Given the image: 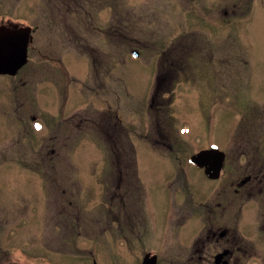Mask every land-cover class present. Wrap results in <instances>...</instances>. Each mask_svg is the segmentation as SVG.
<instances>
[{
    "label": "rangeland",
    "instance_id": "obj_1",
    "mask_svg": "<svg viewBox=\"0 0 264 264\" xmlns=\"http://www.w3.org/2000/svg\"><path fill=\"white\" fill-rule=\"evenodd\" d=\"M115 1L119 5L120 23L116 46L101 42L99 31L92 30L87 38L96 35V42L92 41L93 46L86 48V55L78 41L70 39L69 44H63L57 40L58 30L48 29L51 14L58 17L66 14L76 29L73 38L77 35L79 38L82 6L78 0H0V23L5 22L2 18L21 27L38 26L24 67L16 76H0V185L5 192H19L17 197L8 200L0 197V216L7 214L12 221L21 220L25 230L22 234H14V243L9 245L14 261L49 264V248L69 246L70 216L84 215L88 225L100 216H106L108 221L118 210L115 204L120 208L127 203V207L133 209V196L129 191L133 186L140 188L135 196L139 210L144 211L152 227H159L162 149H167L144 137L150 124L145 105L153 93L155 63L146 61L143 55L153 50L149 46L158 41L162 25L170 28L171 23L180 20L188 28H198L204 21L200 15H162V0ZM89 2L86 3L91 10L93 7ZM103 12L102 16L111 18L107 11ZM99 22L104 24L106 20ZM126 22L131 25L128 30L123 29ZM106 23L103 28L109 27L110 22ZM259 26L242 27L232 36V40L245 45L240 50L253 57L231 64L228 83L230 111L223 110L224 114L215 111L221 118L213 127L215 130L208 132L207 127L200 128L196 119L207 114L210 100L222 103L221 87L227 83H223L224 79H214L218 91H210V78L199 69L197 86L188 84L184 88L182 85L172 94L165 95L166 99L173 98L167 102L171 106L166 112L176 123L186 125L190 130V133L187 130L179 134L190 136L191 131H198L195 139H186L190 153L199 143L218 138L225 122L237 123L243 99L246 103L259 101L264 104V18ZM144 41H147L148 48H143L141 57H133L131 52L141 49ZM110 54L117 58H109ZM90 55L96 61L91 62ZM112 102L117 103L119 114V129L114 138L102 132L99 119V112L107 110ZM73 103L76 110L85 109L87 113L85 140L71 139L53 144L48 140L46 125L54 116L58 118L63 105L71 107ZM32 114L45 125L41 122L34 124ZM36 125L40 128L37 129ZM53 145L57 147L56 154L51 152ZM184 166L188 173L195 171L189 163ZM51 185L55 189L54 197L47 192ZM29 222L33 224L32 229ZM95 230L94 225L85 230L80 240L85 246H96L98 239L103 246H118L110 228L99 235ZM71 237L73 239L75 235ZM149 245L159 246L158 242Z\"/></svg>",
    "mask_w": 264,
    "mask_h": 264
},
{
    "label": "flooded vegetation",
    "instance_id": "obj_2",
    "mask_svg": "<svg viewBox=\"0 0 264 264\" xmlns=\"http://www.w3.org/2000/svg\"><path fill=\"white\" fill-rule=\"evenodd\" d=\"M78 2L82 6L79 38L78 35L73 38L76 29L66 14L62 17L51 14L48 29L58 30L57 40L66 45L70 39L78 41L87 55L86 48L93 46L92 41L96 42V35H90V39L87 35L94 30L99 31L101 42L116 46L120 34L118 3L115 0H90L93 9L89 10L87 0ZM103 11H107L111 18L102 16ZM167 14L200 15L204 22L198 28H188L180 20L171 23L170 28L162 25L158 41L149 46L153 50L143 55L146 61L155 63L153 93L145 105L150 124L144 137L147 141L161 143L167 149H162V216L159 227H152L144 211L139 210L135 196L140 188L133 186L129 189L133 196V209L127 207V203L120 208L115 204L118 210L108 221L106 216H100L88 225L86 216H70L69 246L49 248V264H144L146 259L153 257L155 264H264V104L259 101L246 103L243 99L237 123L225 122L218 138L199 143L190 153L186 139H195L198 131H191L190 136L179 134L182 130L190 133V130L188 126L176 123L174 117L166 112L173 98L165 97L182 85L184 88L188 84L197 86L199 69L210 78V91H218L214 79H224L223 83H227L221 87L222 103L210 100L207 114L203 119H196L200 128L207 127L208 132L215 130L213 127L221 121L215 111L224 114L230 109L228 83L231 64L253 57L243 53L240 49L245 45L232 40V36L242 27H260L264 18V0H162V15ZM102 19L110 22L109 27L106 26L108 28H103L106 22H99ZM1 20L5 22L0 23V29L21 28L16 22ZM130 26L126 22L123 29L128 30ZM37 31V25L31 27V43ZM141 47L132 51L138 53L136 58L142 56L143 48H148L147 41ZM90 57L91 62L96 61L93 55ZM109 58L116 59L117 56L110 54ZM59 111L58 118L54 116L46 125L48 140L53 144L66 143L71 139L84 141L85 109L76 110L73 103L71 107L63 105ZM99 113L102 132L110 138L116 137L119 129L117 103L112 102L107 110ZM30 117L35 123L45 125L43 120L36 119V115ZM55 146L51 149L53 154L57 153ZM210 149L212 153L206 157L191 161L193 156ZM188 163L195 169L193 173L187 172L184 165ZM51 189L45 190L54 197L52 185ZM5 191L0 185V197L4 200L19 195L18 190ZM11 218L7 214L0 216V264H24L12 260L10 255L9 245L14 243V234L25 231L21 220L12 221ZM92 224L98 235L110 228L118 246H103L100 239L96 246H85L80 240ZM29 226L32 229L33 224L29 222ZM72 234L75 235L73 239ZM156 242L159 246L149 245Z\"/></svg>",
    "mask_w": 264,
    "mask_h": 264
},
{
    "label": "water",
    "instance_id": "obj_3",
    "mask_svg": "<svg viewBox=\"0 0 264 264\" xmlns=\"http://www.w3.org/2000/svg\"><path fill=\"white\" fill-rule=\"evenodd\" d=\"M30 29H0V74L15 75L27 61ZM212 153L206 150L191 158L193 162ZM219 164V168H220ZM144 264H155L154 257L146 259Z\"/></svg>",
    "mask_w": 264,
    "mask_h": 264
},
{
    "label": "snow or ice",
    "instance_id": "obj_4",
    "mask_svg": "<svg viewBox=\"0 0 264 264\" xmlns=\"http://www.w3.org/2000/svg\"><path fill=\"white\" fill-rule=\"evenodd\" d=\"M36 127H37V129H39L40 128V125H36Z\"/></svg>",
    "mask_w": 264,
    "mask_h": 264
}]
</instances>
